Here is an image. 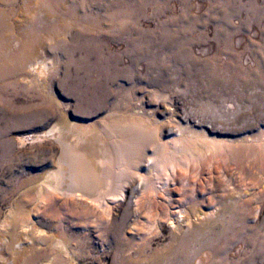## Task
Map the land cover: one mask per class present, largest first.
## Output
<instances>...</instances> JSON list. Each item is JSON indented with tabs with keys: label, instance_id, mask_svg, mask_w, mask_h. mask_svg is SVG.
<instances>
[{
	"label": "rangeland",
	"instance_id": "374dc122",
	"mask_svg": "<svg viewBox=\"0 0 264 264\" xmlns=\"http://www.w3.org/2000/svg\"><path fill=\"white\" fill-rule=\"evenodd\" d=\"M225 2L232 3L234 10L222 15ZM97 10L92 5L89 38L95 41L103 36L99 42L104 70L91 71L88 76L103 82L105 97L86 83L75 88L69 50L81 42L77 33L82 31V17L67 14L61 18L66 26L61 51L47 52L52 63L46 95L52 93L70 119L88 125H99L112 105L125 101L161 120L168 115L158 114L156 107L170 106L189 121L216 129L209 137L226 140L233 148L207 154L200 165L190 167L186 198L174 210V221L188 209L206 213L190 217L183 228L188 232L198 227V233L189 236L184 259L195 264L201 253L208 252L209 259H201L200 264H264V0H137L138 29L152 42L141 53L124 40L112 38V14ZM98 15L106 19L102 29ZM29 16L25 11V20ZM25 100V96L14 98L8 131L0 138V223L11 211L17 213L6 227L9 233H0V239L10 237L15 242L21 236L19 226L25 225V249L34 242L32 252L44 253V260L50 252L43 251L39 237L67 226L68 236L75 237L71 250L76 264H115L118 260L149 264L156 250L167 256L164 248L168 244L178 251L172 240L181 234L168 223L131 235L132 225L141 228L143 221L124 205L102 214L86 201L65 199L50 191L38 200L36 185L56 165L57 143L45 132L57 115L51 105L52 113L36 122L25 116ZM246 204L249 213L244 223L238 222ZM227 205L233 208L230 213L223 211ZM225 226L233 237L213 241L212 231ZM3 246L0 243L1 254L8 257L10 251ZM179 261L174 259L172 264Z\"/></svg>",
	"mask_w": 264,
	"mask_h": 264
},
{
	"label": "bare ground",
	"instance_id": "6f19581e",
	"mask_svg": "<svg viewBox=\"0 0 264 264\" xmlns=\"http://www.w3.org/2000/svg\"><path fill=\"white\" fill-rule=\"evenodd\" d=\"M100 1L103 5L99 4ZM136 1L0 0V138L5 137L8 131L7 124L16 96H25V116L33 117L36 122L49 116L52 113L50 107L54 105L57 116L45 136L57 143L56 165L36 185L38 200L50 191L65 199L86 201L102 214H110L116 206L124 205L143 221L141 228L136 224L130 228V234L135 236L148 233L151 229L157 230L160 224L168 223L170 228L181 234L172 240L178 251L168 244L164 248L167 256L156 250L150 256L149 264H172L177 258H180L179 264H188L184 259L185 246L189 243V236L198 233V227L188 232L183 228L190 217L206 213L192 208L185 210V216L181 219L173 220L174 210L179 207L180 200L186 198L187 174L190 167L200 165L207 154L213 156L223 148L231 150L233 144L212 139L209 134L215 133L216 129H207L199 122H191L183 114L171 110L170 106H163L164 109L156 107L160 109L158 114L168 115L161 120L154 113L136 109L130 102L118 101L99 125H88L70 119L52 93L46 95L51 71L48 53L55 55L61 51V36L66 27L61 21L62 16L82 17V31L77 33L81 42L69 50L70 63L75 68L73 77L77 78L75 88L80 89V83H86L103 97L106 93L103 82L88 76L91 71L101 73L104 70L102 43L99 42L103 36L98 35L95 41L89 38L93 27L92 5L98 8V14H104L107 10L112 14V38L124 40L129 48L135 47L141 53L152 42L151 37L144 36L138 29ZM16 3L20 4L17 9ZM225 3L222 15L234 10L232 3ZM25 11L30 13L26 20ZM96 17L98 27L102 29L106 19L102 15ZM40 25H43L41 30ZM94 42L98 45H93ZM79 73L81 76H78ZM31 86L35 87L34 90H29ZM227 108L231 110L233 105ZM196 127L202 130H194ZM171 137L173 139L169 140ZM2 148L0 144V150ZM222 208L228 213L233 211L229 205ZM242 208L243 214L235 219L244 223L249 210L247 204ZM16 214V211H11L4 217L0 223V233L8 232L6 227L12 224ZM230 221L229 227L233 224ZM67 228L55 227L51 233L39 237L37 242L44 243L43 251L50 252L49 257L42 260L44 253L32 252L34 242H30L25 249V225L19 226L21 236L15 242L10 237L0 239L3 247L10 251L8 257H4L0 248V264H76L71 250L75 237L68 236ZM222 229L212 231L213 241L224 236L229 239L233 237L226 226ZM215 252H218L217 248ZM169 253L175 256L170 257ZM201 259L208 260V252L201 253V258L195 264H200ZM118 261L115 264L122 263ZM128 264L139 263L128 261Z\"/></svg>",
	"mask_w": 264,
	"mask_h": 264
}]
</instances>
